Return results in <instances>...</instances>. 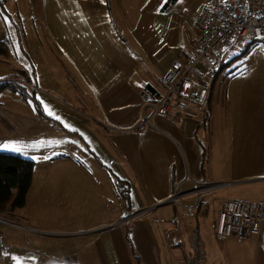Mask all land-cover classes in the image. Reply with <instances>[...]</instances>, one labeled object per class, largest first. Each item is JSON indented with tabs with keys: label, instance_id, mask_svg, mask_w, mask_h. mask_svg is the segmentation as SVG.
Listing matches in <instances>:
<instances>
[{
	"label": "crops",
	"instance_id": "1",
	"mask_svg": "<svg viewBox=\"0 0 264 264\" xmlns=\"http://www.w3.org/2000/svg\"><path fill=\"white\" fill-rule=\"evenodd\" d=\"M168 1L41 0L43 25L63 66L52 77L67 100L49 91L46 68L57 63L49 53L42 65L34 62L27 81L39 90H27L29 99L0 94V145L22 148L18 136L27 133L25 158L35 162L26 204L0 214L19 226L0 224V234L20 231L4 235L9 253L0 264L27 263L32 257L22 251L46 231L91 239L85 252L74 249L76 264H132V252L141 264H157L150 253L166 251L173 264H264V225L255 238L220 237L219 219L213 226L210 215L216 205L220 218L229 200H264V48L240 45L234 56L241 55L242 68L222 80L224 71L218 75L206 105L156 115L153 127L136 132L108 128H132L151 116L149 104L167 91L161 77L203 43L195 19L211 0H176L164 10ZM14 148L0 152L24 157ZM188 175L228 186L191 214L180 204H162L180 188L195 189ZM116 180L128 188L127 199ZM182 200L196 203L195 195ZM144 210L149 215L117 228L127 214ZM196 212H205L204 228ZM69 222L85 227L57 229Z\"/></svg>",
	"mask_w": 264,
	"mask_h": 264
},
{
	"label": "built area",
	"instance_id": "2",
	"mask_svg": "<svg viewBox=\"0 0 264 264\" xmlns=\"http://www.w3.org/2000/svg\"><path fill=\"white\" fill-rule=\"evenodd\" d=\"M195 27L203 43L187 61H176L161 77V83L167 88L166 93L156 103L149 104L151 116L145 117L132 128H115L113 132H136L146 127H153L151 119L160 115L169 117L173 110L185 112L191 105H206L218 75L223 67L233 58L237 48L244 44L259 45L264 48V0H211L204 6L195 19ZM202 66V69H199ZM31 92L39 90L24 79L19 82ZM185 182H193L195 189L174 195L162 204L177 203L185 207L189 214L201 206L203 200L215 190L228 184H209L196 182L189 175ZM195 195L196 203L183 204V198ZM149 210L127 214L117 225H125L141 218ZM1 225L19 226L8 223L0 217ZM264 225V200L250 201L229 200L224 204L217 226L220 237L255 238L260 235ZM9 245L0 234V263L6 260Z\"/></svg>",
	"mask_w": 264,
	"mask_h": 264
},
{
	"label": "rangeland",
	"instance_id": "3",
	"mask_svg": "<svg viewBox=\"0 0 264 264\" xmlns=\"http://www.w3.org/2000/svg\"><path fill=\"white\" fill-rule=\"evenodd\" d=\"M41 4V0H0V62H4L0 63V83L19 82L20 79H25V81H27L29 76L33 75L34 62L42 65L44 62H42L44 54L46 55L49 53L48 60L51 59L57 62L55 65L53 64L51 69L46 68L47 73L50 74L49 91L53 95H56L63 100H67L63 94L57 90V88H59L58 86L62 84L60 82H55L56 79L52 77V74L57 76V72L60 73L59 70L63 68V66L62 63L55 58L57 54L54 51L52 42L44 28ZM4 17L8 18V22H5ZM243 47L244 44L239 48ZM48 63L49 61L47 64ZM241 64L242 61L240 58L234 59L231 64H229L230 66L225 68L223 74L220 76V80L230 74L231 71L236 70V68L241 69ZM199 69H202V66H199ZM46 75L47 74H44L42 76ZM54 83H56L55 86L57 87H53ZM18 84L26 86L21 83ZM68 88H70V85H68ZM29 91L31 90L29 89ZM18 137L24 140L22 148H19V152H21L24 157H29L28 134L25 133ZM216 208H218V206H212L210 214L213 215V226L215 221L216 225L219 219V210H216ZM204 213L197 214L196 212L194 216L202 223V228H204L207 221L204 217ZM147 214H144L145 217ZM7 222L10 223L9 221ZM74 223L75 222L62 223L57 229L62 231L85 227L84 222H77L78 224ZM131 224L129 223V225ZM127 225L128 224L116 226H119L117 228H120L126 227ZM44 227L45 229H48L47 226ZM182 227L188 226L187 224L182 223ZM213 228H216V226ZM3 232L5 236L9 233V235L13 237L20 231L4 228ZM43 233L44 237H33L28 252L22 251V255L32 258L27 259V263L21 264H76L71 259L74 254V249L77 247V250L80 253H83L87 248H90L91 239H89L87 235L72 239V237L65 238L56 233L50 234L47 231ZM150 255V258L155 257L156 260L158 257L159 262L157 264H173L174 262L172 254L168 251L163 253H150ZM131 258L132 264H141L135 253H131Z\"/></svg>",
	"mask_w": 264,
	"mask_h": 264
},
{
	"label": "trees",
	"instance_id": "4",
	"mask_svg": "<svg viewBox=\"0 0 264 264\" xmlns=\"http://www.w3.org/2000/svg\"><path fill=\"white\" fill-rule=\"evenodd\" d=\"M175 1L169 0L164 10L170 8ZM239 57L241 55L237 56V58ZM237 58H233L225 65L222 72ZM5 90L19 93L25 99H29V93L27 91L29 89L26 86L14 82L0 83V94ZM146 91L152 93L153 88L148 86ZM34 170L35 162L33 160L0 152V214L15 211L26 204L27 196L32 186ZM115 185L118 193L124 199H127L128 188H125L119 180L115 181Z\"/></svg>",
	"mask_w": 264,
	"mask_h": 264
},
{
	"label": "snow or ice",
	"instance_id": "5",
	"mask_svg": "<svg viewBox=\"0 0 264 264\" xmlns=\"http://www.w3.org/2000/svg\"><path fill=\"white\" fill-rule=\"evenodd\" d=\"M5 22H8V18L4 17ZM49 115H51V113H49ZM57 119H59V117H57ZM67 126V125H66ZM0 148H4V149H13L14 146L12 144H2L0 145ZM14 150L19 151V148H14Z\"/></svg>",
	"mask_w": 264,
	"mask_h": 264
},
{
	"label": "water",
	"instance_id": "6",
	"mask_svg": "<svg viewBox=\"0 0 264 264\" xmlns=\"http://www.w3.org/2000/svg\"><path fill=\"white\" fill-rule=\"evenodd\" d=\"M165 205V204H164ZM162 206V205H161Z\"/></svg>",
	"mask_w": 264,
	"mask_h": 264
}]
</instances>
